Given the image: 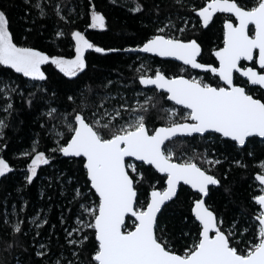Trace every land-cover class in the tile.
I'll use <instances>...</instances> for the list:
<instances>
[{
    "label": "snow or ice",
    "instance_id": "6c2138e0",
    "mask_svg": "<svg viewBox=\"0 0 264 264\" xmlns=\"http://www.w3.org/2000/svg\"><path fill=\"white\" fill-rule=\"evenodd\" d=\"M23 3L36 12L33 25L37 19L47 20L52 16L58 23L72 25L87 15L71 8L65 0H23ZM174 5L180 11L195 14L197 20L191 29L187 19L181 17L174 19L169 14L161 20L160 5L155 2L152 6L135 3L129 9L156 17L152 21L156 26L134 47L105 49L92 43L79 29L65 33L57 27V36L74 42L72 58L50 56L36 47L18 44L10 30L7 12L0 9V99L5 101L0 110L7 114L0 119V140L4 139L6 121L14 111L13 95L25 99L19 86L8 77L9 70L28 78L26 84L44 82L31 84L34 91L28 92L26 98L31 107L37 93L49 94L44 86L49 79L42 70L44 65H54L65 77L77 78L89 68L86 58L89 50L104 55L133 53L141 61L138 68L135 60L130 65L135 87L122 74L115 80L105 77L98 86L102 92L88 84L66 94L71 111L53 107L57 93L51 91L48 110L42 115L59 121L50 132L55 146L49 154L40 151L39 142L35 141L23 153L30 161L24 179L26 186L33 185L41 167L51 166L57 155L78 164L84 174L83 183L77 187L65 176L61 189V194L67 195V185H72L69 202L77 206L75 223L65 227L67 221L61 214L59 227L64 244L59 252L53 253L57 225L50 224L47 216H34L26 221L15 210L5 211L0 214V227L6 229L8 238L2 241L5 251L19 246L20 238L29 234L25 224L30 223L35 226L32 247L40 264H264V194L253 198L258 210L251 221L241 212L239 218L226 223L206 203L210 186L230 192L215 174L216 166L226 161L208 150L195 151L187 139L199 136L206 140L218 134L216 138H222L226 145L253 156L249 150L254 142L252 138H264V0H250V3L205 0L199 7L189 0H174ZM89 7L87 27L105 29L106 17L95 10L94 4ZM218 13L226 14V18L222 46L213 53L218 61L214 66L199 59L203 48L196 35L184 36L187 31L197 29V25L207 29ZM27 14L31 16V11ZM179 19H183V26ZM32 31V27L26 28V32ZM23 39L26 41L27 35ZM140 54L163 59L159 67L151 68ZM173 62H180L175 71L164 66ZM242 62H251V66ZM192 70L210 74L217 84L207 82L204 76L191 75ZM255 87L261 90L260 96L252 94ZM128 90L131 97L125 94ZM60 128L63 130H57ZM235 163L246 167L241 160ZM259 167L262 171L255 181L264 193V163ZM12 171L0 157V178ZM145 185L148 189L141 199L140 189ZM183 186L194 190L193 199L190 215L180 217L174 225L179 227V232L174 234L164 222V215L179 201ZM126 220L132 221L131 226ZM188 225H194V230ZM44 226H49L52 233L41 240ZM178 239L187 243L177 248Z\"/></svg>",
    "mask_w": 264,
    "mask_h": 264
},
{
    "label": "trees",
    "instance_id": "16d2710c",
    "mask_svg": "<svg viewBox=\"0 0 264 264\" xmlns=\"http://www.w3.org/2000/svg\"><path fill=\"white\" fill-rule=\"evenodd\" d=\"M65 2L81 13H87L82 18L76 19L72 25L63 22H57L54 16L47 20H36L35 25L31 23L35 19L36 12L30 10L23 3V0H0V9H4L10 20V30L16 37L18 44L24 46L36 47L50 56L61 55L65 58L74 56V42L67 37H59L56 35L57 27L63 29L65 33L73 28L84 32L86 37L96 46L102 48H127L138 45L146 34L150 33L156 26L152 23L156 19L154 15H143L129 11L135 6V3L147 4L152 6L155 2L160 5V19L171 14L174 19L181 17L187 19L189 28L196 23L194 13L180 11L175 5L174 0H65ZM242 3H250V0H241ZM190 4L199 7L205 3V0H189ZM90 4L95 5V10L102 13L106 17L105 29H92L87 27L90 23ZM31 11V16L27 13ZM183 19H179V23L183 26ZM223 16L217 15L213 18V23L207 29H197L187 31L184 38H191L193 34L201 43L203 52L202 59L204 63L211 62L212 52L222 46V27ZM145 25H148L146 28ZM27 27H32L31 33L26 32ZM27 35L25 41L23 36ZM141 58H146L144 62L151 65V68L159 67L162 59L151 57L149 54H140ZM86 58L89 68L85 73H81L77 78L65 77L54 65H44L42 70L48 76V81L45 87L49 89V94L41 96L37 93V99L34 100L31 107L28 106L26 98L28 92L34 91L31 87V82L27 84L25 81L28 78L22 77L20 74L14 73L13 70L8 71V77L14 80L19 86L20 91L24 93L25 99H21L19 95H13L12 103L14 111L7 119L8 127L4 130V139L0 140V157L13 168L11 173H6V177L0 178V214L7 211L11 213L13 210L18 212L21 218L30 221L34 216L49 218L50 224H56L57 229L52 241L53 253L60 251V245L64 244L63 232L59 227V218L61 214L66 219L65 227H72L75 223L77 206L69 202L72 195V185H67V195L61 194V189L64 186L63 177L67 176L72 179L73 184L77 187L83 183L84 174L79 169L78 164H73L70 158L60 157L52 162L51 166H42L39 170V176L34 180L33 185L26 186L25 175L26 166L30 161L24 158L23 153L30 150L35 141L39 142V150L49 152L51 147H54L53 135H50L52 126L58 124L59 121L50 120L42 113L48 110L47 102L50 98L51 91H55L57 96L54 98L53 107H58L61 111L66 108L71 111V106L66 101V94H71L75 90L83 88L90 84L97 92L103 90L98 86L104 82L105 77L111 79H120L121 74L124 80L129 85H132L131 77L134 75L130 65L135 60V67H139L140 60L136 59V54L133 53H111L104 55L95 53L89 50L86 53ZM178 63L166 64L165 67L171 71L176 70ZM149 74L150 70H149ZM206 81H210V77L206 76ZM135 87V85H132ZM2 87V85H0ZM143 89V86H140ZM129 97L132 96L131 90L126 93ZM253 95L260 96L261 90H257ZM5 101L0 99V108ZM170 106L171 103L168 102ZM7 114L0 110V119H3ZM44 124L45 127H41ZM159 126V122L157 123ZM62 131L63 129H57ZM218 136V135H216ZM216 136L208 139H201L199 136L187 138L190 147L195 151L204 152L208 150L214 157L221 158L226 162L216 166L215 174L221 179L223 186L230 189V192H225L223 188H212L210 196L206 203L222 215L225 222L231 221L234 217L239 218L241 212H244L249 221L253 218L258 210V206L254 203V197L258 194H263L260 191L261 186L255 181V176L262 170L259 167L260 163H264V143L261 140L253 138L254 142L250 145L249 150L254 153L253 156L248 155V152H241L238 148H233L224 143V140L217 139ZM7 145L5 148L4 145ZM49 154H51L49 152ZM179 154V153H178ZM241 160L246 167H238L235 161ZM159 175V174H156ZM227 175V179L224 176ZM79 181V183H77ZM51 185V186H49ZM61 187H57V186ZM148 186L145 185L140 189V196L143 199ZM84 191V189H81ZM189 188L183 187L180 193L177 204L172 205L167 209L164 215V222L168 224V228L175 234L179 232V227H174L178 224L180 217H188L190 215L191 200L193 199ZM51 197V199H49ZM91 199H96L92 197ZM27 201V207H24ZM71 209V211H69ZM163 211V210H162ZM132 221L127 220V224L131 226ZM35 226L30 223L25 224L29 234L20 238L19 246L14 247L10 251L4 250L2 241L8 239L6 229L0 227V264H40V260L34 256L35 249L32 247V229ZM194 230V225H188ZM52 233L49 226H44L41 229L40 239H45ZM194 234V231H193ZM251 235L250 233L248 234ZM58 237V239L56 238ZM187 241L177 240L176 247L182 248ZM38 247V245H37ZM27 248V251L24 249ZM88 249L91 251L92 242L89 241ZM65 254H68L65 252ZM87 254H85L86 256Z\"/></svg>",
    "mask_w": 264,
    "mask_h": 264
},
{
    "label": "flooded vegetation",
    "instance_id": "af4514ba",
    "mask_svg": "<svg viewBox=\"0 0 264 264\" xmlns=\"http://www.w3.org/2000/svg\"><path fill=\"white\" fill-rule=\"evenodd\" d=\"M219 15H221V16H223V19H225L226 18V14H222V13H218ZM217 14V15H218ZM216 50V49H215ZM214 50V51H215ZM214 51L212 52V57H213V59H211V62H209V63H206V64H212V65H218V61L215 59V57H214V55H213V53H214ZM157 58H159V57H157ZM200 60H201V62L202 63H204L203 62V59H202V57H200L199 58ZM175 63H180V62H175ZM242 63H247L248 64V66H251V62H242ZM258 67V66H257ZM191 75H199V76H204L205 77V80H206V76L208 75L209 77H210V81H207V82H210V83H212L214 86L217 84V79H215V78H212L211 76H210V74H205L203 71H200V70H192L191 71ZM240 81H237V83H239ZM257 90H259V88L258 87H255L254 89H253V92H252V94H254Z\"/></svg>",
    "mask_w": 264,
    "mask_h": 264
},
{
    "label": "water",
    "instance_id": "95a60500",
    "mask_svg": "<svg viewBox=\"0 0 264 264\" xmlns=\"http://www.w3.org/2000/svg\"><path fill=\"white\" fill-rule=\"evenodd\" d=\"M160 59H163V58H160ZM201 71V70H200ZM171 103V102H170ZM216 135H218V134H216ZM253 139V138H252ZM257 139H259V140H264V138H257ZM137 163H139V162H137ZM160 175V174H159ZM258 183V182H257ZM259 184V183H258ZM183 187H186V188H188V186H183ZM212 186H210V188H211ZM191 191H194V190H191ZM264 194V193H263ZM206 200H207V198H206ZM169 203H171V202H169ZM163 210V209H162ZM126 223H127V220H126ZM198 223V222H197Z\"/></svg>",
    "mask_w": 264,
    "mask_h": 264
},
{
    "label": "rangeland",
    "instance_id": "374dc122",
    "mask_svg": "<svg viewBox=\"0 0 264 264\" xmlns=\"http://www.w3.org/2000/svg\"><path fill=\"white\" fill-rule=\"evenodd\" d=\"M99 30H102V29H99Z\"/></svg>",
    "mask_w": 264,
    "mask_h": 264
}]
</instances>
